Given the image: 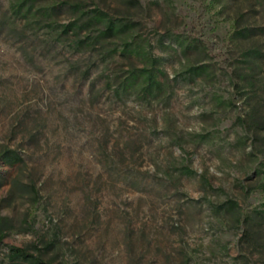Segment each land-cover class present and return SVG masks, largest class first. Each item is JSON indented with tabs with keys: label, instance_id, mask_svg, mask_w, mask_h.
Wrapping results in <instances>:
<instances>
[{
	"label": "rangeland",
	"instance_id": "374dc122",
	"mask_svg": "<svg viewBox=\"0 0 264 264\" xmlns=\"http://www.w3.org/2000/svg\"><path fill=\"white\" fill-rule=\"evenodd\" d=\"M63 1L36 6H54L48 20L62 26L77 16ZM80 2L128 23L108 42L117 53L107 66L122 74L142 65L119 54L137 35L159 58L164 91L89 113L82 81L48 47L32 64L15 38L0 36L4 243L46 264H264V0ZM37 19L27 53L51 35ZM188 39L204 51L185 52L179 43ZM193 66L205 72L182 76ZM106 120L110 142L116 125L150 139L136 164L168 191L118 190L99 164ZM6 148L23 161H6ZM0 264H10L2 245Z\"/></svg>",
	"mask_w": 264,
	"mask_h": 264
},
{
	"label": "trees",
	"instance_id": "16d2710c",
	"mask_svg": "<svg viewBox=\"0 0 264 264\" xmlns=\"http://www.w3.org/2000/svg\"><path fill=\"white\" fill-rule=\"evenodd\" d=\"M44 0H0V36L7 35L15 38L20 46V51L25 58H29L32 64L39 58L41 49L51 50L50 59H60L64 64L65 73H71L75 79H80L79 95L81 103L89 107V113L94 108L105 111L125 105L132 96L137 99H155L164 91L165 84L159 79V58L153 55L149 44L139 36H130L120 46V55L128 59H138L142 65H129L121 73L109 68L106 60L117 53L116 49H109L110 40L124 37L129 32L128 23L122 19L111 16L99 9L84 10L81 0H64L62 5L73 14L77 15L66 25L59 26L48 20L56 14L54 6H36V3ZM38 18L37 22L43 23L48 29L50 37L42 41V45H35L32 52L27 53L25 46L31 36L38 37V30L29 23L31 19ZM60 29V30H59ZM34 32V33H33ZM71 41L64 45L63 39ZM33 39L30 44H33ZM185 52L202 53V42L188 39L179 43ZM45 47V48H44ZM27 55V56H26ZM59 61V60H58ZM204 67H190L182 76H198L204 73ZM84 91V92H83ZM81 98V97H80ZM74 102V99L71 100ZM87 102V103H86ZM106 108V109H105ZM74 108H70L72 111ZM91 116V115H89ZM120 120V118H119ZM63 127L70 126L69 118H62ZM103 145L99 149L104 158L99 161L100 167L107 176L117 183L119 191L132 189L142 193H156L163 195L168 191L165 182L141 172L138 168L136 156L143 154V148L150 142L146 135L133 139L131 134L124 133L118 125L114 126L117 137L110 142L108 137L109 123L102 121ZM3 157L9 162H22L20 152L6 148ZM187 173V172H186ZM208 207L215 210L217 207L210 203ZM0 218V245L5 247L10 264H46L37 254H31L22 247L4 243V231Z\"/></svg>",
	"mask_w": 264,
	"mask_h": 264
}]
</instances>
